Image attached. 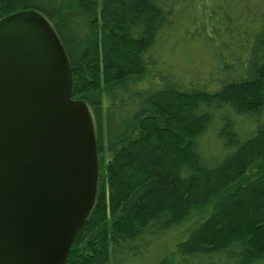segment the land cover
<instances>
[{
	"label": "trees",
	"instance_id": "16d2710c",
	"mask_svg": "<svg viewBox=\"0 0 264 264\" xmlns=\"http://www.w3.org/2000/svg\"><path fill=\"white\" fill-rule=\"evenodd\" d=\"M28 9L96 128L66 264H264V0H0V21Z\"/></svg>",
	"mask_w": 264,
	"mask_h": 264
},
{
	"label": "water",
	"instance_id": "95a60500",
	"mask_svg": "<svg viewBox=\"0 0 264 264\" xmlns=\"http://www.w3.org/2000/svg\"><path fill=\"white\" fill-rule=\"evenodd\" d=\"M73 86L41 12L0 21V264H66L93 211L96 128Z\"/></svg>",
	"mask_w": 264,
	"mask_h": 264
},
{
	"label": "rangeland",
	"instance_id": "374dc122",
	"mask_svg": "<svg viewBox=\"0 0 264 264\" xmlns=\"http://www.w3.org/2000/svg\"><path fill=\"white\" fill-rule=\"evenodd\" d=\"M256 171H254V173H255Z\"/></svg>",
	"mask_w": 264,
	"mask_h": 264
}]
</instances>
